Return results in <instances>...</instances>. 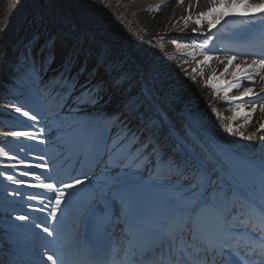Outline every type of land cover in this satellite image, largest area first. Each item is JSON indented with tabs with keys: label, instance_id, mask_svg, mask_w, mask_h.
<instances>
[{
	"label": "snow or ice",
	"instance_id": "obj_1",
	"mask_svg": "<svg viewBox=\"0 0 264 264\" xmlns=\"http://www.w3.org/2000/svg\"><path fill=\"white\" fill-rule=\"evenodd\" d=\"M190 9L191 5L189 15L180 20L185 21V27L188 21L194 22L197 27L192 29L193 37L184 42L168 38L176 49H193V60L196 50H200L202 59L196 60L197 67L191 71L185 68V72L193 80L199 72L203 86L223 103V110L212 104L209 107L218 121H224L220 127L228 135L250 141L259 132L264 143V88L257 92L254 87L257 82L264 84V53L245 55L235 63L239 53L229 54L230 50L213 44L217 39L214 33L200 31L205 21L207 32H212L226 17H242L245 19L236 39L251 42L253 37H259L264 42V0H210V7L195 19ZM40 55L43 72L56 59L54 43L49 41ZM183 59L187 62L189 56ZM213 60L224 65L222 71L211 67ZM77 63V53L68 55L62 70L48 82L52 85L50 95L57 100V110L50 113V118L12 103L6 107L23 119L12 129L0 131L5 142L0 147V156L5 158L2 168L11 170H0V176L18 188L32 190L25 193L14 188L5 192L26 199L30 203L25 208L40 214H17L15 220L30 222L46 234L39 237L43 244L34 251L31 264H70L61 228L69 210L75 213L77 230H84L80 234L84 239L78 236L73 243L75 255L94 256L108 248L106 241L117 242L108 249L111 255L104 264H264V154L257 161L225 153L219 145L214 152L202 149L150 102L146 86L141 93L128 91L131 72L103 59H98L91 70L86 65L76 68ZM205 66L210 71L203 79ZM101 68L105 78L94 80ZM81 77H85L83 83ZM233 91L236 94L230 95ZM69 101L77 110H93L95 116L90 120H64L62 105ZM257 109L262 119L249 133L247 128ZM225 111L228 115L223 114ZM50 125L61 136L67 135L66 127L71 128L75 138L86 145L81 154L93 160L100 157L102 162L109 156V147L111 155L132 160L131 178L128 173L99 178L86 172L62 175L51 168L46 156L31 154L33 144L24 143L55 146L56 141L47 131ZM67 143L71 148V142ZM141 166L151 171L153 187L173 193L159 222H151L140 213L141 181L136 177L142 175ZM0 264L4 261L0 260Z\"/></svg>",
	"mask_w": 264,
	"mask_h": 264
},
{
	"label": "bare ground",
	"instance_id": "obj_2",
	"mask_svg": "<svg viewBox=\"0 0 264 264\" xmlns=\"http://www.w3.org/2000/svg\"><path fill=\"white\" fill-rule=\"evenodd\" d=\"M29 1L31 0H0V83H5L4 90L6 84L11 80L13 68L23 69L22 64L18 61L23 48L21 47V51L18 47L20 42L15 40V37L21 35V32H18L16 28L20 23L23 24L26 31H28L27 28L32 29L34 27L36 29L42 26L46 31V34L45 32L44 34L49 36V41L54 40L52 42L59 48V52L55 49L56 59L53 62V67L62 66L65 58L73 53L78 54L76 68L86 65L88 70H91L94 67L93 62L103 59L107 63L115 64L118 68L131 72L133 79L128 91L141 93L146 86L150 90V102L160 108L166 114V117L170 118V121L173 119L171 122L174 125L176 124L174 120L181 119L183 113L189 114L192 112L197 117L195 125L203 134L211 133L224 141L233 142L244 148L247 145L255 144L259 139V132L252 140L245 141L228 135L220 127L224 121L216 119L209 104L223 110V103L214 98L209 93V89L203 86L199 72L196 74V79L193 80L184 70L187 68L191 71L192 67H197L196 60L202 59V56L199 55L200 50H196V60L191 59L189 56V59L185 62L181 55L192 53L193 49L184 47L176 49L168 39L169 37H176L179 38L180 42H184L193 37L192 29L196 28L193 21H188L187 27H185V21L180 20V17L189 15V5H191V15L195 19L199 12L206 11L210 7V0H41L45 19L39 24L34 20L36 11L28 5ZM19 3H22L24 12V16L20 17L16 16L15 11ZM230 18L226 17L218 26L230 24ZM178 20L179 23H177ZM238 21V18H234V23ZM6 29L7 31L11 30L10 34H7V32L2 33ZM200 31L212 35L214 30L207 32L206 27L200 29ZM40 34L39 39L45 38L48 43V39L42 36L43 33L40 32ZM10 35L11 38L8 43H11L12 46L17 45L13 49L4 46L5 39ZM158 36H162L163 39H158ZM35 47H31L33 58L37 57L38 53H41L39 51L44 49V47L37 49ZM244 52H237L240 56L235 63H240L241 59L248 55L247 53H250V51ZM221 54L223 53L221 52ZM16 55H18V60ZM221 58H223V55H221ZM211 67L220 72L224 65L217 64L213 60ZM209 71L208 66L203 68V79L207 78ZM104 78V70L100 69L94 80ZM84 79L85 77H83ZM16 84L22 89L21 95H27L30 92L26 88V84L17 82ZM254 87L259 92L261 88H264V84L257 82ZM256 98L251 97V99ZM12 103L14 102H0V115L14 118L16 121L21 120L17 119L19 118L17 114L6 107V105ZM175 110H179L180 113ZM146 111H149L150 115L152 114L150 110L146 109ZM90 113L80 116L86 117ZM223 114L228 115V112L225 111ZM241 116H243V113H241ZM261 119L262 114L257 109L252 116V123L248 126L247 132H253ZM8 125L16 126V122L0 124V131L6 130L5 128ZM12 142L15 144L20 143V141ZM4 143V139L0 137V147L1 145L4 146ZM24 143L26 145L33 144L34 152L31 154L39 153L45 156V145L34 144L30 141H24ZM5 150L14 149L6 148ZM3 163H5V158L0 156V165H3ZM3 171L11 170L5 169ZM99 171L95 172L94 178L107 174ZM124 172L126 171L115 172L116 177H123ZM19 178L25 179L23 177ZM14 188L25 193L32 191L28 188L24 189V187L18 188L7 181L4 176H0V198L9 197L6 201L9 204H14L13 210L24 214L23 209L16 206L18 203L26 205L30 202L6 194L5 189L10 191ZM0 209H2V206H0ZM1 211V216L7 219L6 215L10 212V209H2ZM73 214L75 215L74 212Z\"/></svg>",
	"mask_w": 264,
	"mask_h": 264
},
{
	"label": "rangeland",
	"instance_id": "obj_3",
	"mask_svg": "<svg viewBox=\"0 0 264 264\" xmlns=\"http://www.w3.org/2000/svg\"><path fill=\"white\" fill-rule=\"evenodd\" d=\"M31 2H32V4H38V3H40V1L39 0H31ZM36 4H35V10H36V12H37V15H38V19H41V21L45 18V13H43V11L40 9V8H38V6H36ZM33 6V5H32ZM33 7V8H34ZM203 24H204V22H203Z\"/></svg>",
	"mask_w": 264,
	"mask_h": 264
}]
</instances>
